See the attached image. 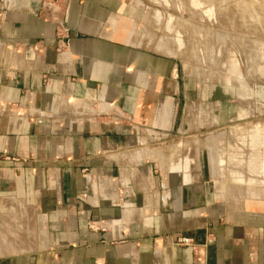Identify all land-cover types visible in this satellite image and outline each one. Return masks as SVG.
Returning a JSON list of instances; mask_svg holds the SVG:
<instances>
[{"label": "crops", "instance_id": "1", "mask_svg": "<svg viewBox=\"0 0 264 264\" xmlns=\"http://www.w3.org/2000/svg\"><path fill=\"white\" fill-rule=\"evenodd\" d=\"M43 1L0 0V264H264V195L204 163L222 135L189 140L203 94L144 7Z\"/></svg>", "mask_w": 264, "mask_h": 264}, {"label": "rangeland", "instance_id": "2", "mask_svg": "<svg viewBox=\"0 0 264 264\" xmlns=\"http://www.w3.org/2000/svg\"><path fill=\"white\" fill-rule=\"evenodd\" d=\"M125 1L144 7L146 39L172 52L196 98L203 94L209 121L203 137L189 140L222 135L207 145L204 163L222 183L226 177L230 195H264V0ZM187 148L199 163L201 151Z\"/></svg>", "mask_w": 264, "mask_h": 264}, {"label": "built area", "instance_id": "3", "mask_svg": "<svg viewBox=\"0 0 264 264\" xmlns=\"http://www.w3.org/2000/svg\"><path fill=\"white\" fill-rule=\"evenodd\" d=\"M55 3L52 2V0H47V2H42V10L43 12H46L49 17L52 19V20H56L55 18V13L57 12V10L55 9V6H54ZM57 24L60 28V30L62 31L63 34H67V29L64 27V24H63V21L62 20H59L57 19ZM62 38H64V36H62ZM65 39V38H64ZM4 159V157H0V161ZM5 159H8V158H5ZM214 243V240H212L211 238H209L208 242H207V245H212ZM176 244L178 246H182V247H190V248H193L194 251H197V247L194 243V240L193 239H190V238H178L176 240Z\"/></svg>", "mask_w": 264, "mask_h": 264}, {"label": "water", "instance_id": "4", "mask_svg": "<svg viewBox=\"0 0 264 264\" xmlns=\"http://www.w3.org/2000/svg\"><path fill=\"white\" fill-rule=\"evenodd\" d=\"M221 125H224V123H222Z\"/></svg>", "mask_w": 264, "mask_h": 264}, {"label": "bare ground", "instance_id": "5", "mask_svg": "<svg viewBox=\"0 0 264 264\" xmlns=\"http://www.w3.org/2000/svg\"><path fill=\"white\" fill-rule=\"evenodd\" d=\"M159 160V159H158Z\"/></svg>", "mask_w": 264, "mask_h": 264}]
</instances>
